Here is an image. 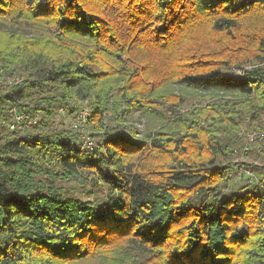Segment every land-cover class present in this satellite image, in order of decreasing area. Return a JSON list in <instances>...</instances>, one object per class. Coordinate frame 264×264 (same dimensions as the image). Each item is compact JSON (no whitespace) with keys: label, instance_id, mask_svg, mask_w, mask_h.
Returning <instances> with one entry per match:
<instances>
[{"label":"trees","instance_id":"16d2710c","mask_svg":"<svg viewBox=\"0 0 264 264\" xmlns=\"http://www.w3.org/2000/svg\"><path fill=\"white\" fill-rule=\"evenodd\" d=\"M15 73L0 264H264V194L228 188L241 129L264 133V0H0V78ZM84 103L81 151L56 117ZM13 112L39 123L10 130ZM260 153L241 166L264 184Z\"/></svg>","mask_w":264,"mask_h":264},{"label":"built area","instance_id":"2783aa9c","mask_svg":"<svg viewBox=\"0 0 264 264\" xmlns=\"http://www.w3.org/2000/svg\"><path fill=\"white\" fill-rule=\"evenodd\" d=\"M20 82V77L18 74H2V77L0 78V86L2 87H11L15 86ZM90 117V111L87 107V105L84 103L82 104L78 111L76 112L73 124L80 130V150H88L93 145V138L90 136L89 131L86 129V121ZM39 118L33 117L24 119L22 115H18L15 112H13V120L10 125V130H21V131H28L32 129L34 126L38 125ZM239 137L241 140H243L242 147L235 152V155H237V160L245 158L250 152L252 147L258 146L261 143L264 142V133L258 130L253 131H247L245 133H239ZM238 169L237 167L235 170ZM241 169V168H239ZM244 170V169H242ZM240 175H244V178L249 180V183L258 186L263 194H264V184H259L256 176L252 171L244 170V172L239 173Z\"/></svg>","mask_w":264,"mask_h":264},{"label":"rangeland","instance_id":"374dc122","mask_svg":"<svg viewBox=\"0 0 264 264\" xmlns=\"http://www.w3.org/2000/svg\"><path fill=\"white\" fill-rule=\"evenodd\" d=\"M198 104H199L198 101L197 100H194L193 103H191L189 105H184V107L181 110V112L187 111L193 105L199 106ZM72 119H73L72 117L70 119L65 118V115L62 112H59L57 114V117H56L57 127H60L62 124H64L65 126L66 125H69L70 129H72V126H73V120ZM131 119L134 122L133 124H135L136 127H138L139 130H141L143 128V121L142 120L140 121L138 114L131 115L130 118H129V120H128L129 123H131ZM88 131H90L89 133L92 134V132H91L90 129ZM247 131H253V130H248L245 127H243L241 129L240 133H245ZM258 131H260V130H258ZM96 140H97L96 138L93 139L94 144L96 143ZM242 142H243V140H242ZM263 144H264V142L261 143L258 146L252 147L251 152L245 158L239 159L238 161H236L237 160V155H235V153H234V158L232 160V164H233L232 166L233 167H231V169L229 171V174L232 175V177H233L232 179L233 180L228 185V188L229 189L235 190V189H237L241 185H247V184H249V180L246 179V178H244V175H240L239 176V173H242V172H244V170H247L246 168L242 167L241 165H244V164H250V165H255V166L256 165H263L262 164L263 163L262 158L260 157V154H261L260 153V150L263 147ZM236 167L238 169L235 170ZM239 168H241V169H239ZM242 169H244V170H242ZM254 175L257 178V175L255 173H254ZM257 180H258V178H257ZM258 183H259V181H258Z\"/></svg>","mask_w":264,"mask_h":264}]
</instances>
